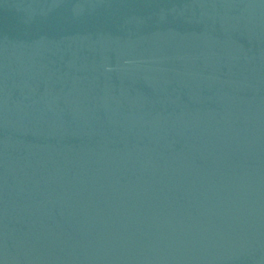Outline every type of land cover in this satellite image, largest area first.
<instances>
[{
	"label": "water",
	"instance_id": "1",
	"mask_svg": "<svg viewBox=\"0 0 264 264\" xmlns=\"http://www.w3.org/2000/svg\"><path fill=\"white\" fill-rule=\"evenodd\" d=\"M0 264H264V0H0Z\"/></svg>",
	"mask_w": 264,
	"mask_h": 264
}]
</instances>
